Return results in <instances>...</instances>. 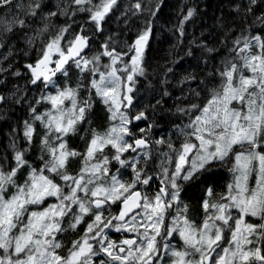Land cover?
Listing matches in <instances>:
<instances>
[{
  "label": "snow or ice",
  "instance_id": "1",
  "mask_svg": "<svg viewBox=\"0 0 264 264\" xmlns=\"http://www.w3.org/2000/svg\"><path fill=\"white\" fill-rule=\"evenodd\" d=\"M116 3L117 0L97 3L54 0L49 5L46 0L26 3L21 0L15 4L14 13L13 0H0V7L5 10V16L0 17V46L5 43L2 37L14 32L22 34L20 39L28 48L40 38L35 59L24 63L23 68L27 83L40 88L35 105L43 102L50 105L39 111L28 104L30 119L23 122L25 146L19 147L13 139L9 144L11 164L8 156L0 157V264H92V257L98 252L107 257L101 264H164V257L168 258V264H264V12L254 20L261 30L254 35L242 32L232 39L228 55L221 57L208 74L218 77L219 83L208 87L204 80L200 81L208 93L203 107L191 104L188 109H177L198 112L179 129L184 137L180 146L176 147L171 137L153 141L156 145L167 144L168 151L161 153L167 161H162L161 172L157 174L162 177L160 187L149 194L140 189L149 186L152 180L146 171L152 125L146 128L136 125L135 122L146 121L148 117L144 108L134 110V100L137 80L146 76L143 64L151 22L126 45V51H117L116 41L108 36L97 51L90 56L83 54L91 46L90 41L103 34L106 17ZM257 6L258 0H247L246 4L240 0L235 11L239 14L243 9L247 23L248 15H254ZM160 7L158 2L156 9ZM133 8L142 9L139 0ZM84 12L88 14L87 20L78 25V31H73L77 26L76 15ZM193 12L189 8L180 21L181 35L184 22ZM58 18H64L65 22L54 23ZM34 24L37 26L33 27ZM88 24L91 28L85 27ZM232 31L231 28L225 31L220 40L222 45L227 46ZM199 47L206 53L217 51L204 41ZM253 48L257 49L255 53ZM28 55L23 52L26 59ZM187 55H192L191 51ZM104 58L107 63H102ZM69 63L80 74L75 86L67 80ZM5 71L0 68V72ZM57 73L65 77L63 86L56 82ZM12 75L19 76L21 72L17 69ZM86 75L89 79L85 85ZM195 80L191 72L181 78L182 83ZM82 89L86 92L83 99L79 96ZM16 92L10 95L15 96ZM93 92L106 108L109 127L102 133L92 129L82 166L73 175L67 171V165L71 158L82 154L68 148L67 136L75 133L91 114ZM164 95L168 93L165 91ZM7 99L8 96L0 94V102ZM27 100L22 94L15 102ZM65 101H70V105L65 107ZM234 103L239 107H232ZM37 136L38 167L27 159ZM106 147L111 148V156L104 155ZM129 152L132 155H127ZM97 154L102 158L90 163ZM141 159L144 166L140 165ZM173 159V169L163 167V163H171ZM229 162L232 179L225 185V191L213 200V187L209 184L205 190L201 204L205 217L199 227L180 211L165 224L167 210L174 203L179 204L182 184L208 183L214 169ZM112 163L118 165L115 172L110 169ZM129 167L130 182L121 178V169ZM24 169L27 173L23 183H17V174ZM9 186L15 189L11 195H7ZM49 198H55L56 202L45 207ZM113 204L119 205L115 214L110 211ZM30 207L41 210L30 211ZM105 208L109 209L107 216ZM183 211H187V205ZM87 215L92 218L83 234L71 242L66 256L59 255L56 249L61 248V243L55 236L65 230L61 221L70 217L69 227L75 230ZM246 217L258 218L260 223L247 222ZM113 228L128 235L113 241L108 238V231ZM225 233H230L228 246L219 254L217 249L222 246ZM174 234L179 235L182 247L167 242Z\"/></svg>",
  "mask_w": 264,
  "mask_h": 264
},
{
  "label": "trees",
  "instance_id": "2",
  "mask_svg": "<svg viewBox=\"0 0 264 264\" xmlns=\"http://www.w3.org/2000/svg\"><path fill=\"white\" fill-rule=\"evenodd\" d=\"M47 2L48 0H46ZM136 2L137 0H117L113 10L106 17V23L103 25L105 29L103 34L95 36L90 41L91 46L85 50V55L90 56L97 51L100 43L108 36H112L116 41L117 51L121 49L126 51V45L131 44L139 31L144 29L148 22H151L152 29L143 64L146 76L138 78V91L134 100V110L144 108L148 117L146 121L135 122L136 125L141 128H146L148 124L152 125L148 137L149 144L146 149L150 153L146 171L152 177V180L150 185L145 187L147 192L151 194L160 187L159 180L161 176L157 174L161 172L163 161L161 153L168 151L167 144L156 145L153 141L160 137H164L166 140L171 137L172 143L176 147L180 146L183 139L177 134L178 128L187 125L189 118L194 117L198 112L196 110L179 112L177 109H188L191 104L203 107L208 98V93L205 85L200 84V81L204 80L208 87L219 83L218 77L214 75L210 77L208 74L213 72L221 57L228 55V49L232 47V39L242 32L245 35H254L256 31L261 30V25L254 23V20L256 16L264 12V3L258 0L254 15H248L247 23H245L243 9H241L239 14L235 11V5L240 0H139L142 5L140 11H136L133 8ZM158 2H160L161 7L156 9ZM244 3L246 4L247 0H244ZM189 8H192L194 12L184 22L183 35H181L180 21L183 20ZM153 11L156 12L155 15L151 14ZM87 16V13L78 14L75 20L84 23L87 20ZM222 24L224 27L221 26ZM228 28L233 29V31L228 37L227 46H224L220 43V40ZM78 30V25L73 28V31ZM2 38L5 43L0 46V68L7 69V71L0 72V94L8 96V99L5 102H0V157L8 156L9 164H11L9 144L15 139L19 147L25 146L23 122L30 119L28 104L35 105L36 98L40 95V88L33 87L27 83L28 76L24 74L23 65L26 62H32L33 58L30 54L27 59L20 55L21 39L18 33L14 32ZM201 41H204L209 47L217 51L206 53L203 48L199 47ZM189 51H191L192 55H187ZM252 51L255 53L257 49L253 48ZM4 54L6 56H3ZM206 59L208 60L207 66H205ZM107 62V58L102 60V63ZM9 65H12V67L9 68ZM169 68L173 69L171 73L166 72ZM17 69L20 70L21 75L13 76L12 73ZM67 70L68 83L75 86L80 74L71 63L67 65ZM189 72L196 76V80L182 83L181 78ZM244 74L249 75L247 71ZM88 79L89 76L87 75L83 77L85 85ZM64 81L65 77L57 73V84L63 86ZM16 88H19L20 91L16 92ZM193 90L199 92L200 95H194ZM49 91L54 92L55 89H49ZM165 91L168 95H164ZM13 92H16L15 96L10 95ZM22 94L26 95L28 100L17 104L15 100ZM85 95L86 92L82 89L79 93L80 98L83 99ZM93 101V110L88 119L77 127L75 133H70L67 136L68 148L75 149L82 154L79 157L71 158L67 165V171L73 175L77 174L82 166L83 153L86 151L87 144L91 139L92 129L102 133L109 127L106 108L95 97L94 92ZM157 101H160V103H157ZM69 105L70 101H65V107ZM150 105L155 107H146ZM35 106L39 111L50 107L47 102ZM235 106L236 103L232 105V107ZM89 121H91L90 124ZM133 131H136V128H133ZM37 132L40 133L39 125H37ZM37 144L38 136L34 141L32 151L27 156V159L33 162L36 167L40 163L37 160L39 155ZM111 154V148L106 147L104 155L111 156ZM127 155H132V153L129 152ZM100 158L102 157L97 154L90 163H96ZM45 159H47V156H45ZM144 164V160L141 159L140 165L144 166ZM117 167L118 165L115 163L110 164L112 172H115ZM230 167L231 162L217 166L208 183L191 182L182 184L178 207L184 208L187 205V211L193 218L191 222L201 225L200 220L197 219L199 214L202 215L201 204L205 196V190L210 184L213 187V200L217 199L218 194L225 191V185L232 179V174L229 171ZM5 170H8L7 165ZM26 173L27 169L18 172L16 182L23 183ZM121 178L131 181L132 172L130 167L121 169ZM253 181L254 178L251 182L253 183ZM57 182L60 181L57 180ZM13 191L15 189L9 186L7 195H11ZM118 210L119 205L113 204L110 211L115 214ZM108 214L109 209L105 208L104 215L107 216ZM91 218V215L85 216L75 230L69 227L70 217L66 216L61 221V225L65 230L57 232L55 236V239L61 243V248L56 249L59 255H67L71 242L83 234L84 228ZM251 218L246 217L248 222L260 223L259 219ZM127 235V233L122 235L119 232L108 231V238L113 241H119ZM105 257L104 254L97 253L96 256H93L92 264H101L102 260L105 261Z\"/></svg>",
  "mask_w": 264,
  "mask_h": 264
},
{
  "label": "rangeland",
  "instance_id": "3",
  "mask_svg": "<svg viewBox=\"0 0 264 264\" xmlns=\"http://www.w3.org/2000/svg\"><path fill=\"white\" fill-rule=\"evenodd\" d=\"M25 1H27V0H25ZM19 2H21V0H20ZM97 2H99V0H93V3H97ZM13 10H14V11H13L14 13L17 11V10L15 9V7H14ZM84 13H86V12H84ZM84 13H80V14H84ZM21 15H22V13H21ZM4 16H5V13H3V14L0 15V17H4ZM61 20L63 21L62 23L65 22V21H64V18H61ZM55 21H56V20H55ZM55 21H53V22L56 23ZM57 24H59V22H57ZM79 24H81V23L77 21V25H79ZM85 27H88V28L90 27V28H91V25H85ZM85 34H86V33H85ZM44 36H46V38L44 39V40L46 41L47 38H48V36H47V34H45ZM37 39H38V38H37ZM36 43H39V47H40V38H39V41L36 40V42H35L34 45H36ZM3 56H6V55L4 54ZM54 58H55V56H54ZM235 107H239V105L236 104ZM137 122H138V121H137ZM183 128H184V126L178 128V130H177V131H178L177 134H179V135L181 136L182 139H184V137L180 134L179 129H183ZM197 143H198V142H197ZM163 157H164V156H163ZM165 158H166L165 161H167V157H165ZM173 160H174V159H173ZM174 166H175V164H174L173 161H172L171 163H168V164H167V163H163V167H168L170 170L173 169ZM161 179H162V177H161ZM161 179H160V180H161ZM160 180H159V181H160ZM253 183H254V181H253ZM140 190H141V191H146V192H147V190H146L145 187L142 188V189H140ZM65 191H67V189H65ZM55 202H56V201H55V198H49V199L46 200L44 206L46 207L47 204H51V203H55ZM174 204H175V203H174ZM174 204H173V206H174ZM173 206H172L171 208H169V209L167 210V212H166V216H165V224H167L168 222H170V221H171V218L177 214L176 212L179 211V210H176V209H175V212H174V213L169 214V212H170V210L173 208ZM179 209H180V211H182V212H180V213H181L182 215H186L187 219L191 222L193 218L190 216L189 212H188V211H186V212L183 211L184 208H179ZM29 210L31 211V210H41V209H39V208H31V207H30ZM204 217H205V212H204V209H203L202 215L199 214L197 220H200L199 222L202 224V223H203V220H204ZM245 219H246V218H245ZM251 219H252V218H251ZM256 219H258V218H256ZM246 221L248 222L247 219H246ZM192 223H193L194 226H196V227H199V226H200V225L195 224L194 222H192ZM250 223H251V222H250ZM256 224H259V223L256 222ZM162 227H163V226H162ZM109 231H115V229L113 228V229H110ZM115 232H117V231H115ZM165 235H166V233H165ZM225 237H226V238L222 241V246H221L220 248L217 249V253H219V254H223V252H222L223 247H227V246H228V238L230 237V233H225ZM167 242L176 245L177 248L182 247V242H181V240H180L178 234H174V236H173V237H170V238L168 239ZM162 243H163V241H162ZM217 253H214L213 255L215 256ZM105 258H106V257H105ZM92 259H93V257H92ZM163 260H164V264H168V258H167V257H164Z\"/></svg>",
  "mask_w": 264,
  "mask_h": 264
},
{
  "label": "flooded vegetation",
  "instance_id": "4",
  "mask_svg": "<svg viewBox=\"0 0 264 264\" xmlns=\"http://www.w3.org/2000/svg\"><path fill=\"white\" fill-rule=\"evenodd\" d=\"M19 1H20V0H13V9H14V7H15V4H16L17 2H19ZM23 2L26 3L27 1L23 0ZM52 3H54V0H48V2H47V4H49V5H51ZM13 11H14V10H13ZM45 11H46V9H45ZM3 13H5V10H4L2 7H0V15L3 14ZM54 21H55V20H54ZM55 22H56V23H57V22L62 23L63 21L61 20V18H58V19H56ZM36 26H37L36 24L33 25V27H36ZM18 35H19V37H20L22 34L18 33ZM45 38H46V36L43 37V39H45ZM37 40L39 41V38H38ZM38 47H39V43H36V45H33L32 48H28V47L25 46V44L21 41V43H20V51H19V53H20V55H23V52H24V51H27L28 54H30V55L32 56L33 60H34L35 57H36V51H35V49L38 48ZM83 54L85 55V51H84ZM165 159H166V158H165V156H164V157H163V161H165ZM167 164H168V163H167ZM179 208H181V206L178 207V204H174V206H173V208L170 210L169 214L174 213V212H175V209L180 211ZM202 212H203V208H202ZM176 213H177V212H176ZM98 253H99V252H98ZM100 254H101V253H100ZM104 260L107 261V257L104 258Z\"/></svg>",
  "mask_w": 264,
  "mask_h": 264
},
{
  "label": "bare ground",
  "instance_id": "5",
  "mask_svg": "<svg viewBox=\"0 0 264 264\" xmlns=\"http://www.w3.org/2000/svg\"><path fill=\"white\" fill-rule=\"evenodd\" d=\"M210 32V31H209ZM10 57V56H9ZM23 93V92H22ZM150 174V173H149Z\"/></svg>",
  "mask_w": 264,
  "mask_h": 264
}]
</instances>
